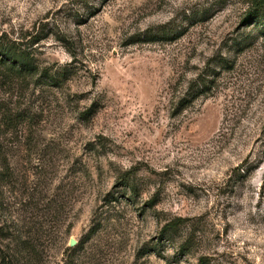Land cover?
<instances>
[{"label":"rangeland","instance_id":"rangeland-1","mask_svg":"<svg viewBox=\"0 0 264 264\" xmlns=\"http://www.w3.org/2000/svg\"><path fill=\"white\" fill-rule=\"evenodd\" d=\"M247 7L0 0V46L26 57L0 48L13 264H264V28Z\"/></svg>","mask_w":264,"mask_h":264},{"label":"trees","instance_id":"trees-1","mask_svg":"<svg viewBox=\"0 0 264 264\" xmlns=\"http://www.w3.org/2000/svg\"><path fill=\"white\" fill-rule=\"evenodd\" d=\"M84 0H81L83 2ZM107 0H105L106 2ZM247 10L245 13L244 21L246 22L245 24H258L262 25L264 28V0H247ZM0 48H2L5 57L7 60H9L12 65H16L20 63L22 60L26 61V57L23 55H19L16 51V48L14 46L7 47L4 45H1ZM61 75H54L53 76V83L58 84L57 82L60 81ZM5 166V165H4ZM8 169V162L7 165L5 166ZM2 168H0V177H2ZM167 228H174V224H170L166 226ZM0 229H3V226L0 225ZM98 230L97 226L92 227L89 232L85 235L83 239H81L76 247L74 249H77L78 247H81L84 242L89 240ZM169 232V231H168ZM4 253V254H2ZM13 256L10 255L9 253L6 254L5 252H2L0 250V264H13Z\"/></svg>","mask_w":264,"mask_h":264}]
</instances>
